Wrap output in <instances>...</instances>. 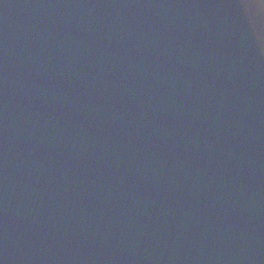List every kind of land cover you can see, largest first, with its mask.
I'll return each mask as SVG.
<instances>
[{"label":"water","instance_id":"1","mask_svg":"<svg viewBox=\"0 0 264 264\" xmlns=\"http://www.w3.org/2000/svg\"><path fill=\"white\" fill-rule=\"evenodd\" d=\"M0 264H264V0H0Z\"/></svg>","mask_w":264,"mask_h":264}]
</instances>
